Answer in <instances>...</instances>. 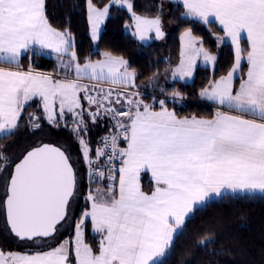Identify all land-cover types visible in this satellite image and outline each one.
Instances as JSON below:
<instances>
[{
  "label": "snow or ice",
  "instance_id": "obj_1",
  "mask_svg": "<svg viewBox=\"0 0 264 264\" xmlns=\"http://www.w3.org/2000/svg\"><path fill=\"white\" fill-rule=\"evenodd\" d=\"M111 2L131 13L132 35L137 39L147 41L153 32L156 39H163L160 14L137 15L131 0ZM181 3L185 17L206 25L217 23L223 32L217 43L228 39L234 48L231 69L200 92L230 110L217 111L212 119H180L164 99L158 101L159 110L145 103L135 91V70L111 51L81 64L71 34L49 23L45 0H0V64L8 65L0 67V134H7L6 138L14 134L32 100L40 102L44 119L53 126L71 114L90 179L98 177L99 183L107 171L109 181L106 190L88 192L90 209L75 224L74 249L64 242L35 254L6 256L0 250V264H73V251L74 264H163L189 217L210 200L228 193L264 194V0ZM87 7L91 39L96 41L110 5L97 7L87 0ZM180 39L173 78L191 77L200 58L215 64L216 56L191 29ZM245 40L247 49L241 47ZM37 49L55 52L58 66L74 70V78L55 79L35 72L31 65L21 70V57ZM245 58L246 78L234 90V76ZM170 95L181 98L178 91ZM81 99L87 101V109ZM103 118H111L115 132L102 138L93 160L84 135L89 120L95 124ZM40 119L29 114L34 129L40 127ZM142 173H150V192L141 187ZM0 178L4 188L0 209L11 234L20 241L54 238L68 223L78 186L76 169L65 150L44 143L26 150L18 162L0 151ZM89 220L100 236L96 249L84 240L83 228ZM212 239L211 233L202 235L198 247H206Z\"/></svg>",
  "mask_w": 264,
  "mask_h": 264
},
{
  "label": "trees",
  "instance_id": "obj_2",
  "mask_svg": "<svg viewBox=\"0 0 264 264\" xmlns=\"http://www.w3.org/2000/svg\"><path fill=\"white\" fill-rule=\"evenodd\" d=\"M109 1L93 0V3L96 6H104ZM86 2L87 0H45L49 23L57 30L71 34L73 47L80 63L85 62L86 59L93 61L100 59L101 53L105 51L122 56L128 61L130 69L135 70L136 84H141V88L148 89L153 81L154 89H159L156 81L161 80L163 73L178 62L180 32L190 28L192 34L201 39L204 47L216 55L215 66L212 69L197 67L194 78L189 83L175 81L169 86L166 85L164 91L167 94L170 95L173 91L181 93V98L177 101L165 100L166 106L181 118L193 116L209 119L214 116V107L201 101L199 93L211 80L226 74L234 62V53L230 44L223 42L218 45L216 41V37L223 32L215 22L206 25L183 16L184 8L180 2L132 0L136 14L149 17L160 14L170 22L171 26L166 31L164 41L147 45L139 44L126 31L127 25L131 23L127 10L112 6L99 39L94 44L89 32ZM241 47L247 49V43L242 41ZM20 63L25 69L31 65L32 69L36 70L55 66L52 58L34 52L25 54ZM245 69L244 64L242 75ZM145 94L149 93L142 92V95L149 99L150 95ZM33 113L41 118L38 129H34L29 121V114ZM72 123H66L64 126L49 124L44 119L39 103L33 101L25 107L19 127L14 134L8 138L7 135L0 137V151H3L10 161L18 162L26 150L43 143H51L65 150L77 172L78 192L72 203L73 221L76 222L87 207L86 192L97 182L88 181V165L84 163L80 152L79 137L70 127ZM112 128L111 118L100 119L95 124L89 120L87 136L84 138L91 147H96L100 144L104 133ZM141 187L145 192L152 190L151 178L147 173L141 174ZM0 189L4 192L2 178H0ZM0 226L3 232V235L0 234V250L4 252H40L52 248L69 236L67 231L61 234L60 238L39 240L42 246L32 250L29 248V242L20 241L10 233L3 209H0ZM83 231L85 242L94 249L98 248L100 236L92 230L89 221L84 225ZM208 233L212 234V241L206 247H198V240ZM70 259L73 261V253ZM163 264H264V196L226 195L225 198L209 201L189 217L182 233L177 234L174 246L164 257Z\"/></svg>",
  "mask_w": 264,
  "mask_h": 264
},
{
  "label": "crops",
  "instance_id": "obj_3",
  "mask_svg": "<svg viewBox=\"0 0 264 264\" xmlns=\"http://www.w3.org/2000/svg\"><path fill=\"white\" fill-rule=\"evenodd\" d=\"M166 2H180L181 3V0H165ZM191 19H193V18H191ZM195 20V19H194ZM198 21V20H197ZM201 22V21H200ZM217 24V23H216ZM218 25V24H217ZM219 26V25H218ZM220 27V26H219ZM130 33V32H129ZM131 34V33H130ZM228 39H225V42H227L228 43ZM72 42V45H73V41H71ZM245 42H246V40H245ZM151 43H153V42H151ZM157 43V42H156ZM247 43V42H246ZM147 45V44H146ZM34 53H37V54H40V55H44V56H48V57H50V58H52L54 61H55V66L53 67V68H48V69H38V70H36V69H33L35 72H38V73H42V74H46V75H51V76H53L55 79H65V78H74V70H72V69H68V70H65L64 68H62V67H59L58 65L60 64V61H59V59L57 58V54L55 53V52H53V51H51L50 49H44V50H39V49H37L36 51H34ZM25 54H27V53H25ZM24 54V55H25ZM23 55V56H24ZM22 56V57H23ZM21 57V58H22ZM65 60H66V58H65ZM21 62V61H20ZM84 63V62H83ZM83 63H81V64H83ZM246 65V69H245V72H244V74L242 75L241 74V70H242V66L243 65ZM215 66V65H214ZM214 66H212V68L214 67ZM0 67H8V65H4V64H0ZM197 67H199V65L198 66H196V68ZM201 67V66H200ZM203 67H205V66H203ZM206 68H209V67H206ZM28 69V68H27ZM27 69H25V68H23V67H21V70H27ZM210 69V68H209ZM15 70V69H14ZM66 73H67V77H66ZM246 73H247V61H246V58L241 62V69L235 74V76H234V80H233V88H234V90H238V88H239V84H240V81H241V79L242 78H246ZM238 74V75H237ZM224 75H226V74H224ZM224 75H222V76H224ZM220 77L221 76H219L218 78H216V79H213V80H211L210 82H212V81H215V80H218V79H220ZM210 82L207 84V86H205V87H208L209 86V84H210ZM137 85V88L135 89V91H138L139 93H140V98L141 99H143L144 101H145V103H149V104H152L153 105V107L156 109V110H159V104H158V101L160 100V99H164L165 100V97L164 96H168L169 94H167L165 91H164V89H162V90H160V88L158 89V90H153V89H146V88H141V84L140 85H138V84H136ZM108 86V85H107ZM143 86V85H142ZM204 87V88H205ZM203 89V88H202ZM201 89V90H202ZM145 91H147L149 94H146V95H150L149 96V99H147V98H145L144 97V95H142V92L144 93ZM201 92V91H200ZM171 96V95H170ZM81 97H83V93H81ZM199 98H200V100L201 101H203V102H205V103H207V104H209V105H211L212 107H214V109H215V113H214V116H215V114H216V112L217 111H223V112H229L230 110L229 109H227L226 107H223V106H221V105H219V104H217V103H215L214 101H210V100H208V99H206V98H203V97H201L200 96V93H199ZM33 101H37L38 103H39V105H40V102L38 101V100H32V101H29V103H28V105L29 104H31ZM81 103L84 105V107H85V109H87V107H88V103H87V101L86 100H84V99H81ZM28 105H26L25 107H27ZM41 108H42V106H41ZM57 108H58V105H57ZM169 110L170 111H173L172 109H170L169 108ZM42 111H43V108H42ZM232 114H235V113H232ZM213 116V117H214ZM178 117V116H177ZM193 116H190V117H183V118H192ZM212 117V118H213ZM178 118H180V119H183V118H181V117H178ZM196 118H198V119H205V118H199V117H196ZM212 118H209V119H212ZM249 118H251V117H249ZM45 121H47L46 119H45ZM66 123H72V118H67L66 120H65V123H63L64 125L66 124ZM62 123H61V121H59V125H62V126H64ZM73 123L70 125V127L71 128H73ZM4 135H7V134H0V137H2V136H4ZM85 137L87 136V134L86 135H84ZM89 144V143H88ZM90 146V145H89ZM126 146V145H125ZM90 148L92 149V152L90 153L91 154V156H92V159L93 160H95L96 159V157H95V150H96V148L95 147H91L90 146ZM143 174V173H142ZM148 175H149V177L151 178V176H150V173H147ZM88 176H89V174H88ZM99 178L97 177V180H98ZM99 183L100 184H95L92 188H90L89 190H88V192L89 191H95L98 187L101 189V190H106V185H104L103 183H104V181L103 180H99ZM88 192H86V195H85V201H86V204H87V207L85 208V210L84 211H87V210H89L90 209V202H88L87 201V195H88ZM226 195H233V194H231V193H228V194H226ZM235 195H259V196H264V194H262V193H260V192H255V193H238V194H235ZM216 199H219V198H213L212 200H216ZM211 201V200H210ZM83 211V212H84ZM89 222L91 223V221L89 220ZM91 227H92V225H91ZM93 230V229H92ZM64 241H66V240H63V241H61V242H59V243H57L56 245H54L52 248H54V247H56V246H58L60 243H64ZM71 241V240H70ZM69 244V243H68ZM72 246V245H71ZM52 248H49V249H47V250H44V251H40V252H47V251H49V250H51ZM71 248H73V247H71ZM74 249V248H73ZM9 253H18V254H35V253H37V252H31V253H21V252H16V251H8ZM8 253V254H9ZM6 255V254H5ZM7 256V255H6ZM73 257H74V259H73V262L75 261V256H74V251H73Z\"/></svg>",
  "mask_w": 264,
  "mask_h": 264
},
{
  "label": "rangeland",
  "instance_id": "obj_4",
  "mask_svg": "<svg viewBox=\"0 0 264 264\" xmlns=\"http://www.w3.org/2000/svg\"><path fill=\"white\" fill-rule=\"evenodd\" d=\"M131 3H132V0H131ZM107 5H110V7H112V6H114V7H117V8H122V7H120V6H118V5H113L112 4V2H111V0L109 1V3L107 4ZM105 6V5H104ZM97 7H103V6H97ZM110 9V8H109ZM123 9H126L127 10V8L125 7V8H123ZM127 12H128V10H127ZM86 13H87V19H88V7H87V2H86ZM129 13V12H128ZM129 15H130V17H131V13H129ZM138 15V14H137ZM184 16V15H183ZM107 18V17H106ZM106 18L104 19V21L100 24V27H99V32H98V39H99V36H100V34H101V31H102V28H103V26H104V23H105V20H106ZM161 20H162V31L164 32V37H163V39H156L155 38V33L153 32V33H151L150 34V39H148L147 41H140L139 39H137L135 36H133L132 35V33H133V31H134V26H132L133 25V21H132V19H131V23L129 24V25H127V27H126V31L127 32H130L131 33V35L133 36V38L139 43V44H142V45H146V44H149V43H151V42H157V43H162L163 41H164V38H165V34H166V31H167V29L171 26V24H170V22L166 19V18H162L161 17ZM88 24H89V22H88ZM187 29H190V28H185V29H183L181 32H180V34H179V41H178V49H179V54H178V62L175 64V66L174 67H172V68H170V69H167L164 73H163V76H162V79L161 80H159L158 82L156 81V84H157V87L158 88H160V90H162V89H164V87L166 86V85H171L173 82H175V81H179V82H181V83H189V82H191L192 81V79L194 78V73H195V71L193 72V74H192V76L191 77H186V78H184L183 80L182 79H180L179 77H176V78H173V76H172V70L179 64V59H180V49H181V35L187 30ZM89 32H90V36H91V27H90V25H89ZM220 36H223V34L222 35H220ZM98 39L96 40V41H93V43L94 44H96L97 43V41H98ZM216 41H217V37H216ZM223 42H225V40L223 41ZM228 43L230 44V46H231V48H232V50H233V53H234V61H235V52H234V48H233V46H232V44H231V41L229 40L228 41ZM222 43H218V45H221ZM213 55H215L214 53H212ZM216 56V55H215ZM244 59H242V61H243ZM234 63V62H233ZM201 66V67H203V66H205V67H209L210 69H212V66H214L213 64H205L204 63V61H203V58H200L198 61H197V64H196V66ZM231 69V68H230ZM195 70H196V68H195ZM227 74V73H226ZM238 75V74H237ZM149 88L150 89H153V90H155L154 88L155 87H153V81L150 83V85H149ZM157 89V88H156ZM158 90V89H157ZM146 95V94H145ZM165 97V100H171V101H177V100H179V98H177V99H174L172 96H170V95H168V96H164ZM71 118V114H67L66 116H65V119L64 120H60L61 121V123L63 124V123H65V120L67 119V118ZM64 125V124H63ZM73 126V125H72ZM90 147V146H89ZM98 147V145L95 147V148H97ZM3 194H4V192L2 191L1 192V189H0V200H2V196H3ZM73 212H74V206L73 205H71V209H70V217H69V220H68V223H66L62 228H60L59 229V231L56 233V235H55V237L54 238H60L59 236L61 235V234H63V233H65V232H69V236L67 237V239H66V241H64V242H68L69 243V246L70 247H73L74 248V241H75V224L78 222V221H76V222H74L73 220H74V218H73ZM70 233H72V234H70ZM0 234H2L3 235V232H2V227L0 226ZM0 237H1V235H0ZM71 240V241H70ZM30 243V246H29V248H32V250H36L37 248H39L40 246H42L41 244H42V242H40V241H38L37 243H32V242H29ZM72 245V246H71ZM3 251V250H2ZM4 252V251H3ZM6 255L9 253L8 251L7 252H4Z\"/></svg>",
  "mask_w": 264,
  "mask_h": 264
},
{
  "label": "built area",
  "instance_id": "obj_5",
  "mask_svg": "<svg viewBox=\"0 0 264 264\" xmlns=\"http://www.w3.org/2000/svg\"><path fill=\"white\" fill-rule=\"evenodd\" d=\"M104 87H108V86L105 85ZM121 119H123V118H121ZM111 121H112V120H111ZM113 124H114V122L112 121V125H113ZM114 132H115V129L112 128V130L105 132L104 135H103V137H105V136H110V135L113 134ZM103 137H102V138H103ZM102 144H103V141H102V139H101V142H100V144H98V147H101ZM121 146H122V147L125 146V145L123 144V141H121ZM115 165H116L117 168L119 167V160L115 161ZM116 175H117V187H118V173H117ZM106 177H107V171H106V173H105V179L103 180L105 185H107V184L109 183V181L107 180ZM88 181H89L90 183H96L98 180H97V177H92V178L90 179V177L88 176Z\"/></svg>",
  "mask_w": 264,
  "mask_h": 264
},
{
  "label": "water",
  "instance_id": "obj_6",
  "mask_svg": "<svg viewBox=\"0 0 264 264\" xmlns=\"http://www.w3.org/2000/svg\"><path fill=\"white\" fill-rule=\"evenodd\" d=\"M44 144V143H43ZM47 144H51V143H47ZM51 145H54V144H51ZM54 146H56V145H54ZM58 147V146H57ZM4 216H5V221H6V215H5V213H4ZM6 225H7V223H6ZM8 227V229H9V231H10V228H9V226H7ZM11 233V232H10ZM14 236V235H13ZM18 239V238H17ZM46 239H48V238H46ZM19 240V239H18Z\"/></svg>",
  "mask_w": 264,
  "mask_h": 264
}]
</instances>
